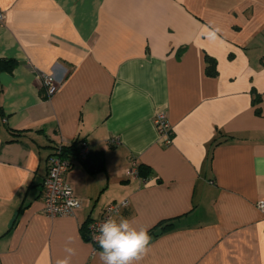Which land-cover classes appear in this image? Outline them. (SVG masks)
<instances>
[{"label": "crops", "instance_id": "1", "mask_svg": "<svg viewBox=\"0 0 264 264\" xmlns=\"http://www.w3.org/2000/svg\"><path fill=\"white\" fill-rule=\"evenodd\" d=\"M0 11V63H15L0 70V264H55L68 237L72 264H100L82 228L121 200L113 218L153 228L140 264H264V0H0ZM74 140L101 166L69 157L80 206L48 217V157ZM131 159L147 179L125 175Z\"/></svg>", "mask_w": 264, "mask_h": 264}, {"label": "built area", "instance_id": "2", "mask_svg": "<svg viewBox=\"0 0 264 264\" xmlns=\"http://www.w3.org/2000/svg\"><path fill=\"white\" fill-rule=\"evenodd\" d=\"M4 13L0 11V27L4 25ZM42 87L47 96L53 94L56 90V84L51 76L42 79ZM154 125L157 133L162 139L164 145L171 143L173 134L172 127L163 113H158L154 117ZM89 150L84 141L77 144V158L85 160L88 157ZM70 168V162L67 158L60 155L59 147L54 148L52 154L48 157V167L46 175L42 181V213L48 217L72 216L80 206L75 197L72 187L66 181V175ZM127 177H138V164L136 160L131 159L125 171ZM139 178V177H138ZM128 205L127 200H121L108 204L102 211L99 218L91 220L87 224V239L93 245L97 246L94 237L99 235V226L108 218L114 217L125 209ZM256 208L264 215V201H258Z\"/></svg>", "mask_w": 264, "mask_h": 264}, {"label": "clouds", "instance_id": "3", "mask_svg": "<svg viewBox=\"0 0 264 264\" xmlns=\"http://www.w3.org/2000/svg\"><path fill=\"white\" fill-rule=\"evenodd\" d=\"M201 28L208 34L213 43L223 42L221 30L212 25H201ZM99 235L94 239L99 245L100 251L97 253L100 264H140L147 254L151 237L148 230L133 227L130 220L120 217L106 219L98 228ZM73 242L72 237H68L64 247L65 255L57 258L55 264H72L75 250L68 246Z\"/></svg>", "mask_w": 264, "mask_h": 264}, {"label": "trees", "instance_id": "4", "mask_svg": "<svg viewBox=\"0 0 264 264\" xmlns=\"http://www.w3.org/2000/svg\"><path fill=\"white\" fill-rule=\"evenodd\" d=\"M207 60L209 62V59L208 58H207ZM14 65H15V63H13L11 61L6 62V63H0V70L10 72L14 68ZM208 71H209V68H208ZM42 88H43V92H44L45 97L48 98V96L45 93L44 87H42ZM77 144H78V141L77 140H74V141L70 142L68 145L59 144V145H56L54 148L59 147V149H60V155L64 156L67 159L69 157H75V158H77ZM148 176H149L148 173H146L144 171V168L142 167V165H139L138 164V177L139 178H142V179H147ZM171 220H173V219H168V220H165V221H160L158 224L155 225L154 228H158L159 227L160 230H162V231L163 230H166L169 227H171V223H170ZM82 229H83V232L82 233H83L84 238H87V235H86L87 225H84ZM152 231H153V228L149 229L148 234L149 233L152 234ZM95 249L99 250V245L95 246Z\"/></svg>", "mask_w": 264, "mask_h": 264}, {"label": "water", "instance_id": "5", "mask_svg": "<svg viewBox=\"0 0 264 264\" xmlns=\"http://www.w3.org/2000/svg\"><path fill=\"white\" fill-rule=\"evenodd\" d=\"M85 162H86V166H87V169L90 173H93V172H96L99 170L101 164L99 161H97L96 163L92 162L90 159L86 158L85 159Z\"/></svg>", "mask_w": 264, "mask_h": 264}]
</instances>
